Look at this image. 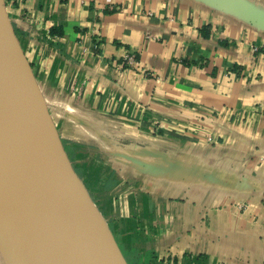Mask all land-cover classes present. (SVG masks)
<instances>
[{
	"label": "crops",
	"instance_id": "obj_1",
	"mask_svg": "<svg viewBox=\"0 0 264 264\" xmlns=\"http://www.w3.org/2000/svg\"><path fill=\"white\" fill-rule=\"evenodd\" d=\"M1 2L126 264H264V0Z\"/></svg>",
	"mask_w": 264,
	"mask_h": 264
},
{
	"label": "bare ground",
	"instance_id": "obj_2",
	"mask_svg": "<svg viewBox=\"0 0 264 264\" xmlns=\"http://www.w3.org/2000/svg\"><path fill=\"white\" fill-rule=\"evenodd\" d=\"M4 20L0 14V67L5 86L0 91V122L7 98L10 121L3 136L21 185L25 216L35 218V235L50 264H109L100 256L65 189L64 176L71 177L73 172L60 152L49 116L32 88L28 90V76ZM5 176L9 178V173ZM37 264L45 263L39 258Z\"/></svg>",
	"mask_w": 264,
	"mask_h": 264
},
{
	"label": "water",
	"instance_id": "obj_3",
	"mask_svg": "<svg viewBox=\"0 0 264 264\" xmlns=\"http://www.w3.org/2000/svg\"><path fill=\"white\" fill-rule=\"evenodd\" d=\"M0 14L3 15L1 9ZM3 17L5 19L4 15ZM10 32L21 53L20 46L12 30ZM4 87L3 73L0 67V91H3ZM3 110L5 116L0 122V250L6 264H37L39 258L45 264H50L49 258L44 253L43 247H41L35 235V218L31 215L25 216L21 185L3 136V132L10 121V105L7 98L3 102ZM57 140L59 141V139ZM59 144L61 145L60 141ZM62 150L61 146V154ZM69 168L72 170L73 175L71 177L70 175L64 176L65 189L79 212L88 235L94 237L100 256L109 264H126L89 195L76 182H79V180L70 163ZM6 172L9 173V178L5 176Z\"/></svg>",
	"mask_w": 264,
	"mask_h": 264
},
{
	"label": "rangeland",
	"instance_id": "obj_4",
	"mask_svg": "<svg viewBox=\"0 0 264 264\" xmlns=\"http://www.w3.org/2000/svg\"><path fill=\"white\" fill-rule=\"evenodd\" d=\"M0 9H1V13L5 16V22L8 24V25H7V24L5 23L6 29H7L9 32H10V30H12V32H13V29H12V27H11V24H10V22H9L8 16H7V14H6V11H5L4 7H3V4H2V2H1V0H0ZM8 26L10 27V30H9V27H8ZM10 33H11V32H10ZM13 34H14V32H13ZM14 36H15V38H16V35H15V34H14ZM12 41L14 42L15 47L17 48V55H18V58H19V60L21 61V64L23 65V68L25 69V72H26V74H27V76H28V80H29V81H28V82H29V89H28V90H30V87L32 88L31 90H32L34 96L37 98V100H38V102L40 103V105L44 108L45 112L49 115V118H50V120H51V122H52L54 128L56 129V130H55V131H56V134H57V136H58V139H59V141H60V143H61V146H62V148H63V150H64V153H65V155H66L67 153H66V151H65L64 143H63V141H62V139H61V137H60V135H59V132H58V130H57V127H56V125H55V122L53 121V117L50 115L47 106L43 103V99H42L41 91H40V89H39V85H38V81H37V73H36V70L32 67V65H31V63H30V59L27 58V57L25 56V54H24V52H23V50H22V48H21V45H20V43L18 42L17 38H16V41L18 42V45L20 46L22 56H21V53L19 52V47L17 46V43L15 42L14 39H13ZM22 57H23V58H22ZM20 61H19V62H20ZM26 66H27V68H26ZM66 157H67V155H66ZM68 160H69V159H68ZM68 160H67V161H68ZM68 163L71 164L70 161H69ZM79 183H80V185L82 186V188L87 192V186H86L84 183H82V181H79ZM100 218H101V217H100ZM106 228H107V227H106ZM131 262L134 264V260H131ZM0 264H6V263H5V260H4V257H3L2 253H1V250H0Z\"/></svg>",
	"mask_w": 264,
	"mask_h": 264
},
{
	"label": "built area",
	"instance_id": "obj_5",
	"mask_svg": "<svg viewBox=\"0 0 264 264\" xmlns=\"http://www.w3.org/2000/svg\"><path fill=\"white\" fill-rule=\"evenodd\" d=\"M120 67H137L135 54L131 51L126 52L123 59L121 60ZM120 67H118V69H120Z\"/></svg>",
	"mask_w": 264,
	"mask_h": 264
}]
</instances>
